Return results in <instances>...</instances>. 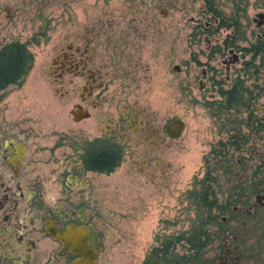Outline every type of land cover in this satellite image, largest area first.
<instances>
[{
	"label": "flooded vegetation",
	"instance_id": "af4514ba",
	"mask_svg": "<svg viewBox=\"0 0 264 264\" xmlns=\"http://www.w3.org/2000/svg\"><path fill=\"white\" fill-rule=\"evenodd\" d=\"M117 22L120 25L109 21L102 27L72 26L65 46L55 48L46 64L43 73L50 79L45 82L56 99L66 102V122L45 126L28 121L34 117L25 113L14 119L0 115V264H75L80 259L84 264H112V250L120 241L106 234L104 211L107 194L121 193L116 177L125 158L123 172L131 180L159 178L156 183L163 191L169 189V162L163 154L169 150L165 127L171 120L161 123L158 110L148 102L160 54L150 43L153 34L148 27ZM233 37L227 35L221 45H214L223 68H214V79L201 72L199 87L205 81L214 88L217 117L243 110L247 136L255 134L263 141L264 79L259 81L254 69L256 81L244 87L242 78L231 73L239 61ZM251 46L243 51L250 53ZM165 55L163 62H168V47ZM242 64L254 67L249 61ZM166 74L164 85L169 89V71ZM180 88L186 90V80ZM5 89L0 90V102ZM237 89L243 93L239 105L226 98ZM226 122L227 142L245 137L233 118L226 117ZM237 203L231 207L233 218H214L213 252H199L180 264H261L264 184ZM74 232L79 235V253L69 250L64 240ZM149 252L152 264L167 259L159 255L178 253Z\"/></svg>",
	"mask_w": 264,
	"mask_h": 264
},
{
	"label": "rangeland",
	"instance_id": "374dc122",
	"mask_svg": "<svg viewBox=\"0 0 264 264\" xmlns=\"http://www.w3.org/2000/svg\"><path fill=\"white\" fill-rule=\"evenodd\" d=\"M119 20L122 25L148 27L152 32L150 43L160 56L155 62L154 94L148 102L158 110L161 123L179 119L184 124L180 136L169 140V150L163 154L169 162L167 191L156 183L159 178L138 176L131 180L123 172L128 165L125 158L116 177L121 193L107 194L103 227L112 241H120L112 250V264H142L153 245L179 235L193 222L196 214L189 191L206 171L215 178L211 189L221 203L232 197L235 187L264 184V140L255 139V134L246 136L249 129L241 121L243 110L217 117L214 88L205 81L200 86L203 90L199 87L201 72L214 79V68L222 70V55L214 52V45H221L227 35L234 36L233 45L239 53L231 73L242 78L244 87L256 81V72L259 81L264 79V49L258 55L243 51L264 33V0H0V46L16 40L26 43L33 55L20 86H9L1 93L0 115L14 119L25 113L34 117L28 121H40L45 126L66 122V102L56 99L45 82L50 79L43 73L46 64L55 48L65 46L72 26L102 27L109 26V21L120 25ZM167 47L168 65L166 59L163 62ZM244 61L254 67H244ZM166 71L169 89L164 85ZM183 79L187 81L185 91L180 88ZM228 116L247 139L240 140L237 148H221L219 154V143L226 142L230 132ZM237 204L235 201L231 207ZM238 215H243L242 210ZM175 250L183 252L180 244ZM213 250L210 242L204 251L210 255ZM261 259L264 264V256Z\"/></svg>",
	"mask_w": 264,
	"mask_h": 264
},
{
	"label": "trees",
	"instance_id": "16d2710c",
	"mask_svg": "<svg viewBox=\"0 0 264 264\" xmlns=\"http://www.w3.org/2000/svg\"><path fill=\"white\" fill-rule=\"evenodd\" d=\"M220 26H223V24L220 23ZM262 39L257 40L256 44L251 46L250 52L252 54H258L262 51L264 48V39ZM32 62L33 55L28 50L26 43L14 40L1 45L0 90L9 86H20L24 77L31 68ZM232 91L228 92L229 95L226 94L227 100H230L229 97H231L235 104H242V102H244L242 91L239 89H237V91ZM228 102L230 103V101ZM226 105L227 102L225 103V106ZM246 125L248 127V124ZM251 128L253 127L251 126ZM246 136L244 138H246ZM241 139L242 138H235V140L231 142L226 141L219 143L220 148L216 152L220 154V149H224V147L228 145L236 148L239 147L240 144H238V142H240ZM211 151H214V147L211 148ZM110 168L111 166L108 165V169ZM195 180L196 187L192 191H189V197L192 199L195 208V219L189 225L188 229L181 232L179 235L173 238L164 239L160 241L156 247L150 248V250L154 251H174L175 246L180 244L183 248V252L182 254H170L168 257L159 255L162 259L167 258L164 261H159L158 263L160 264H180L183 260L186 262L188 258L200 255L199 252H203L206 246L214 239V218L219 219L224 214L230 215V217L227 218H233L235 213L231 212V204L240 200L242 196H249L253 189L256 186H259V182H252L249 184L248 188L235 187L232 197L228 196L225 202L221 203L216 201L214 192L211 189V184L214 183L215 178L211 175L210 171H206L200 179ZM222 224L223 223H218V225ZM150 257V252L146 253L142 264H152ZM175 259H177V262L174 263L173 260Z\"/></svg>",
	"mask_w": 264,
	"mask_h": 264
},
{
	"label": "water",
	"instance_id": "95a60500",
	"mask_svg": "<svg viewBox=\"0 0 264 264\" xmlns=\"http://www.w3.org/2000/svg\"><path fill=\"white\" fill-rule=\"evenodd\" d=\"M261 15L259 14L258 17H260ZM184 124L181 120L179 119H172L169 123H167L166 127H165V131L167 133V135L171 138V139H175L177 137L180 136L182 130H183ZM257 200V197H256ZM69 233L67 234L65 240V243L67 244L69 250H75V253H79L77 250H79V239H78V233ZM75 264H84L81 259L79 260V262H76ZM87 264V263H86ZM90 264H92L90 262Z\"/></svg>",
	"mask_w": 264,
	"mask_h": 264
}]
</instances>
